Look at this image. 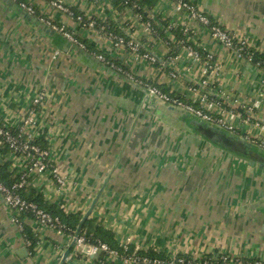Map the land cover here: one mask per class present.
Instances as JSON below:
<instances>
[{"label":"crops","instance_id":"obj_1","mask_svg":"<svg viewBox=\"0 0 264 264\" xmlns=\"http://www.w3.org/2000/svg\"><path fill=\"white\" fill-rule=\"evenodd\" d=\"M24 1L87 46L78 47L16 3L0 0V120L11 127L24 123L32 98L46 92L28 134L48 143L49 160L68 179L62 188L49 174L39 177L35 187L47 200L81 212L83 220L87 213L101 219L121 246L264 259V168L187 130L180 111L149 97L91 51L196 106L207 97L206 110L259 142L264 68L216 41L208 27L176 8V0H157L141 12L123 0H56L69 11L53 0ZM188 1L264 52V0ZM79 16L113 22L128 45L83 25ZM176 26L194 49L212 55V71L208 58L194 59L187 45L166 59L170 45L157 36L162 31V39L173 38ZM131 42L139 44L138 53ZM145 53L160 64L144 59ZM0 162L16 173L27 164L12 152L0 153ZM24 223L36 234L34 251L0 196V264H60L69 234L30 217ZM100 253L71 247L64 264H102ZM106 261L120 263L108 253Z\"/></svg>","mask_w":264,"mask_h":264},{"label":"built area","instance_id":"obj_2","mask_svg":"<svg viewBox=\"0 0 264 264\" xmlns=\"http://www.w3.org/2000/svg\"><path fill=\"white\" fill-rule=\"evenodd\" d=\"M11 2L16 3L22 10H26L30 14H34L36 9L33 4L24 1V0H10ZM51 3L57 8L69 11L67 7H65L62 3L53 0ZM176 8L178 10H185L189 12L193 19H196L199 23L209 28L212 37L223 44L228 49L233 50L237 54L243 56L248 61L253 62V54L254 51L251 50L250 45L247 40L244 38H237L231 32L223 28L219 24H212L211 18L209 15L201 11L195 2L188 0H176ZM79 20L82 19L81 16L78 17ZM39 19L49 26L51 29L61 33L65 36L71 43L76 44L78 47L87 50V46L80 41L75 34L71 33L64 26L58 25L53 22L49 18H45L40 16ZM93 23H91L92 26ZM111 39L116 40L117 45L124 44V38L119 37L117 35L111 34ZM131 49L138 53L139 44L138 43H130ZM188 54L194 59H201V53L194 49L191 45H187ZM92 54L105 65L117 70L119 73L125 75L129 80L133 81L135 84L144 89V91L148 94L149 97L154 100L166 103L170 105H174L177 108L185 111L193 117L198 119L205 120L209 123H213L229 132L235 133L241 138L245 139L247 142L257 144L264 147V141H258L255 137H253L250 133H240L237 132L235 127L226 121L222 116H216L206 110L209 107V101L207 97L202 99V105L196 106L192 103H189L180 97L173 96L163 91L157 85L150 83L149 81L140 78L128 70H124L122 67L117 66L113 61H110L104 54L97 53L95 51H91ZM208 58L212 59V55H207ZM142 57L149 62H156V57L149 53L142 54ZM261 62L256 63L257 65ZM210 71L216 67V63L213 65L210 64ZM208 67V68H209ZM175 76V73H173ZM47 94L45 91L40 90L36 93V95L32 98L31 104L28 108L27 115L24 118L23 122L16 127L19 128L20 134H16L9 129L11 127L8 123L3 122L2 127L0 128V145L6 144L12 151V154L22 156L26 160V166L20 171V180L7 184L1 177L0 172V195L3 198L4 202L10 207L13 212V222L19 227L22 231L24 228V218L29 217L27 213H30L31 218L37 223L54 228L58 231L66 233V231H71L70 228H67L65 224L61 221L58 216H53L51 213L39 207L36 203L26 200L20 193V190L25 186L27 176L37 174L38 178L49 174L54 178L56 184L59 187L65 188L68 184V179L64 175H62L57 167L49 160V150L41 148L39 145L30 143V138L32 135H29V127L36 124V114H37V106H40L42 102L46 100ZM209 104V105H208ZM259 125V123H258ZM264 127V122L262 124ZM23 135H28L27 139L23 138ZM64 208V207H63ZM66 210V208H64ZM67 211V210H66ZM70 244L77 250L86 251L85 248L88 247L89 253L97 254L100 251H105L109 256L116 258L120 261L119 264H178L183 263L184 258L180 257L176 258L175 253H173L170 258H150L147 256H140L138 254H128L124 252H119L117 249L111 248L108 244L103 243L101 241L97 243H92L86 239L85 236L70 233ZM123 249L127 251V244L124 243L122 245ZM175 255V256H173ZM199 255H193V257H198ZM236 257L231 258L230 264H235ZM256 264H264V259H259L256 261Z\"/></svg>","mask_w":264,"mask_h":264},{"label":"trees","instance_id":"obj_3","mask_svg":"<svg viewBox=\"0 0 264 264\" xmlns=\"http://www.w3.org/2000/svg\"><path fill=\"white\" fill-rule=\"evenodd\" d=\"M157 0H123V5H129L131 7H134L137 9V7H140V9L136 10L137 12H141L143 6L147 5V7L153 6L154 3ZM18 6V5H17ZM19 7V6H18ZM35 7V6H34ZM36 9V7H35ZM32 15H35L36 17H40L37 9L36 12ZM210 17V16H209ZM211 21L212 24H218L212 17ZM83 25H91L95 28H97L101 32H106V33H112L113 35H117L119 37L124 38V44L128 45V38L125 37L120 31V28L117 27L116 24H114L111 21H106V22H101L99 20H94V19H88L86 17H82L80 20ZM155 26L157 24H154ZM160 32V31H159ZM171 34H173V38H168L167 36H164V39H162V31L160 36L158 35L157 38L169 43L170 45V50L167 55V60L172 59L177 56V51L178 49L182 46L190 45L188 42L187 35L183 33V29L180 26H176L170 30ZM121 33V34H120ZM172 37V36H171ZM92 47V46H91ZM88 47V49H93V47ZM251 50L254 51L253 54V63H258V66H261L264 68V52L260 53L258 51H255L254 49L251 48ZM140 52H143L141 50ZM203 59L208 58L206 54H201ZM116 61V60H115ZM208 63L209 64H214L212 62L211 58H208ZM117 66L122 67L124 70H127L123 65L119 64L118 60L114 62ZM156 65L160 64L157 60L154 62ZM208 64V65H209ZM209 67V66H208ZM210 70V67L208 68ZM150 83L157 85L155 82L151 80H147ZM158 86V85H157ZM159 87V86H158ZM163 90V89H162ZM164 91V90H163ZM170 94V93H168ZM173 95V94H170ZM175 96V95H173ZM178 97V96H177ZM3 122L0 120V128L2 127ZM11 131H13L16 134H20L19 128L15 127H9ZM28 135H23L24 139H27ZM30 143L39 145L43 149L49 150L48 143L40 138V137H32L30 138ZM11 153V149L6 145L2 144L0 145V153L3 155H6L7 153ZM0 172H1V177L2 179L7 183V184H12L18 180H20V174L21 172L19 171L18 173L14 171H9L8 167L5 163L0 162ZM37 174L34 175H29L27 176L26 179V184L25 186L20 190L21 195L28 201L36 203L39 207L42 209L46 210L47 212L51 213L53 216H58L63 224L66 225L67 228H70L71 231H66L67 234H72L77 233L80 235H83L86 237L87 240H89L92 243H97L99 241L108 244L111 248L117 249L119 252H124L128 254H138L140 256H147L150 258H163V259H168L173 253H166L164 251H158L156 249H148V250H137L135 249V246L132 244H127V251L123 249L121 245L118 244L116 238H115V233L112 229L107 228L103 221L97 217H92L88 215L84 220H83V215L81 212H69L66 211L63 207H60L59 205L55 203H51L47 200L43 192L39 191L37 187H35V182L37 181L38 177ZM27 215L31 218L30 213H27ZM23 236L27 238L29 241L28 247L31 251L35 250L36 243H37V237L35 232L32 230V227L29 224L24 223V228L22 231H20ZM102 253V254H101ZM101 256L98 260L102 264H114L112 262H107L106 261V256L107 253L104 251H101ZM176 258L178 259L180 257L184 258L183 263H178V264H230L231 263V258L236 257L233 259L235 261V264H256V261H258L260 258L259 257H247V256H232L228 253L224 252H214V253H206V254H201L198 257H193L192 254L190 253H175ZM173 255V256H175Z\"/></svg>","mask_w":264,"mask_h":264},{"label":"water","instance_id":"obj_4","mask_svg":"<svg viewBox=\"0 0 264 264\" xmlns=\"http://www.w3.org/2000/svg\"><path fill=\"white\" fill-rule=\"evenodd\" d=\"M166 105L180 111L183 114V121L185 122L187 127H189V129L186 127L187 130L191 131L192 133L195 132L197 136L205 139L215 147L248 159L252 163L258 164L259 167L264 168V150H262V148H260L256 144L247 142L245 139L238 137L235 133L229 132L221 127L211 125V123L205 120L193 117L174 105ZM87 216L88 213L84 218H86ZM71 247H73V245L70 244V248L67 249V251L64 253L60 264L65 263L66 259L70 255ZM85 250L88 251V247H86Z\"/></svg>","mask_w":264,"mask_h":264},{"label":"rangeland","instance_id":"obj_5","mask_svg":"<svg viewBox=\"0 0 264 264\" xmlns=\"http://www.w3.org/2000/svg\"><path fill=\"white\" fill-rule=\"evenodd\" d=\"M9 1H10V0H9ZM25 11H26V10H25ZM41 90H43V89H41ZM43 91H44V90H43ZM45 101H46V100H45ZM43 103H44V102H42L41 105H42ZM41 105H40V106H41ZM40 106H37V107H36V108H37V111H38V109H39ZM36 115H37V114H36Z\"/></svg>","mask_w":264,"mask_h":264}]
</instances>
